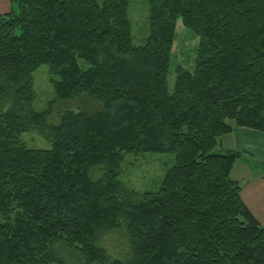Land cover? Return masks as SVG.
Masks as SVG:
<instances>
[{"label": "trees", "instance_id": "16d2710c", "mask_svg": "<svg viewBox=\"0 0 264 264\" xmlns=\"http://www.w3.org/2000/svg\"><path fill=\"white\" fill-rule=\"evenodd\" d=\"M147 5L139 44L129 0H9L0 13V264H264V224L229 176L240 152L220 145L238 126L264 132V0ZM178 20L198 45L170 89ZM40 64L56 99L87 92L101 109L48 121L32 107ZM29 130L49 146H26ZM160 152L174 157L158 187L127 188L124 154ZM115 229L126 259L99 244Z\"/></svg>", "mask_w": 264, "mask_h": 264}, {"label": "rangeland", "instance_id": "374dc122", "mask_svg": "<svg viewBox=\"0 0 264 264\" xmlns=\"http://www.w3.org/2000/svg\"><path fill=\"white\" fill-rule=\"evenodd\" d=\"M100 1V0H98ZM147 0H129L128 16L131 24V36L134 44L142 42L147 35ZM198 45V36L178 20L175 29V40L168 74V85L171 89L175 78V67L181 65L188 70L193 69ZM84 65V62H81ZM35 98L32 102L34 110L41 111L49 107L47 120L56 122L64 110L94 112L101 109V102L93 100L82 92L69 99H56L55 91L49 80L47 64H40L32 73ZM8 105V98H0V110ZM21 141L28 147L47 148L48 141L36 131H25L20 135ZM173 153H145L140 155L124 154L120 168V180L129 189L136 192L156 189L166 167L170 165ZM99 168L91 169V175L97 176ZM99 244L113 257L126 259L130 256V247L124 232L115 229L103 234Z\"/></svg>", "mask_w": 264, "mask_h": 264}, {"label": "crops", "instance_id": "0c3cea01", "mask_svg": "<svg viewBox=\"0 0 264 264\" xmlns=\"http://www.w3.org/2000/svg\"><path fill=\"white\" fill-rule=\"evenodd\" d=\"M8 10L9 0H0V13ZM220 145L240 152L229 176L240 184L244 205L264 224V132L238 126L221 136Z\"/></svg>", "mask_w": 264, "mask_h": 264}]
</instances>
